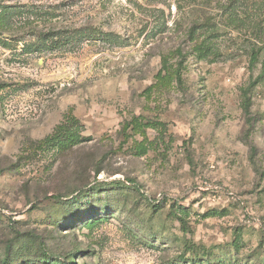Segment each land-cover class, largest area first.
I'll return each mask as SVG.
<instances>
[{"label": "rangeland", "instance_id": "rangeland-1", "mask_svg": "<svg viewBox=\"0 0 264 264\" xmlns=\"http://www.w3.org/2000/svg\"><path fill=\"white\" fill-rule=\"evenodd\" d=\"M262 46L264 0H0V264H264Z\"/></svg>", "mask_w": 264, "mask_h": 264}, {"label": "trees", "instance_id": "trees-1", "mask_svg": "<svg viewBox=\"0 0 264 264\" xmlns=\"http://www.w3.org/2000/svg\"><path fill=\"white\" fill-rule=\"evenodd\" d=\"M86 36L87 38H90V39H97V38H102V39H105L107 40L108 36L105 35V37H103V34L96 31V30H90L89 28H84L82 33H74L73 31H65L63 37L60 38V41H65L66 43L67 42H70L72 40H78L79 38H81ZM59 41V43H61ZM262 52H263V56H264V46L258 48V49H255L253 48L251 50V54H250V67L253 69L256 65L258 64H261V71H260V74L258 76L259 79H263L264 78V58L262 59ZM166 66V65H165ZM48 257H45L43 260H47ZM6 264H9L8 262V259H5L4 260ZM58 262V261H56ZM68 264V263H66ZM69 264H73V262L69 263Z\"/></svg>", "mask_w": 264, "mask_h": 264}]
</instances>
